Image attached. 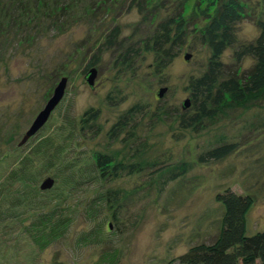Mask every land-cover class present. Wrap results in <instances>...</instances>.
<instances>
[{"label": "rangeland", "instance_id": "1", "mask_svg": "<svg viewBox=\"0 0 264 264\" xmlns=\"http://www.w3.org/2000/svg\"><path fill=\"white\" fill-rule=\"evenodd\" d=\"M138 1L0 0V264H98L114 252L115 261L108 264H180L179 256L218 236L224 209L216 197L227 189L254 197L247 234L264 229V95L243 103L229 99L217 115L182 127L181 117L193 108L190 79L207 69L211 50L195 32L167 67L151 50L124 61V49H99L117 27L122 31L118 43L124 39L125 47L137 43L131 41L135 36L145 37L151 26L140 8L149 0L141 7ZM207 1L156 0L160 8L155 9L163 17L184 8L192 32L209 22L197 12ZM248 3L253 13L237 28L239 44L259 35L256 21L264 0ZM237 46L225 52L223 62L243 72L254 58L237 60ZM92 69L97 72L95 87L87 80ZM63 78L67 83L60 103L40 131L21 145ZM162 89L167 91L160 97ZM91 108L99 110L98 132L86 134L82 119ZM123 116L127 123L121 128ZM45 136L62 145L63 154H49L45 161L32 155L27 178L16 180L13 169ZM227 143L238 148L222 160L201 161L202 155ZM96 152L142 169L74 186L64 179L72 168L66 167L62 178L53 176L80 156L76 173L82 175ZM159 161L168 168L156 171ZM48 178L54 183L43 190ZM111 191L123 194L119 209H114ZM55 209L71 218L70 226L41 248L32 225ZM92 210L95 220L89 217ZM99 222L101 241L90 240Z\"/></svg>", "mask_w": 264, "mask_h": 264}, {"label": "trees", "instance_id": "2", "mask_svg": "<svg viewBox=\"0 0 264 264\" xmlns=\"http://www.w3.org/2000/svg\"><path fill=\"white\" fill-rule=\"evenodd\" d=\"M143 1L139 0L137 3L140 6L137 3L136 5L141 7L144 4ZM133 3L135 2L131 3L130 8ZM263 6L264 4L259 5L260 13L264 8ZM155 8H160L156 0H149L144 9L140 8L144 18L149 20L151 29H146L145 37L141 33L137 38L134 37L135 40H131L136 41V44L130 42L132 44L125 47L122 43L125 41L124 39V41L118 43L122 31L121 28L117 27L104 38L99 49L103 46L110 49L116 48V50L124 49V53L122 52L124 61L130 60V57L134 54H140L143 49L146 51L151 50L156 52L160 64L167 67L180 54L182 47L186 45L189 38L194 36L193 33L195 32V38L211 50V57L207 69L201 75H193L190 79V101L193 103V108L181 117L180 125L182 127L191 128L204 119L217 115L220 107L227 104L229 99L243 103L250 97L264 95V11L261 15L259 13L256 21L259 35L249 43L239 44L237 28L244 19L253 13L248 0H208L205 7L198 5L197 12L204 13L209 22L201 25L199 30H197L198 27H194L192 32L191 25H188L189 23L186 22L184 17V8L177 7L172 11L169 10L163 17L158 16ZM150 9L153 10L150 11ZM211 9H214V13L211 12ZM97 12L96 9L94 15ZM113 35L116 40L111 41L110 38ZM233 46L238 47L235 51L237 60L241 61L248 56L254 58V64L249 69L236 72L231 68H227L223 62V56ZM95 63H97V60L89 65L92 66ZM98 117V109L91 108L84 113L82 123L83 128L87 129L85 130L87 131L86 134L88 132L93 134L98 132L95 130L98 127L96 125ZM126 118L127 116H123L120 119L119 125H121V128L126 125ZM113 134H117V131L114 130ZM61 146L55 140L53 141L46 136L40 139L32 147L31 152L22 158L19 166L13 169V173H16L14 175L15 179L21 182L25 181L30 172L28 171V163L31 162L32 155H35V159L40 158L39 161H45L49 154L55 152L58 153L56 157H59L64 151ZM237 148L236 143L222 144L202 155L200 159L201 161L222 160L235 152ZM91 158L93 161L87 164L84 170L82 169V175L80 176L76 173V169H79L77 164L83 162L81 156L67 162L65 159L66 163L62 164L53 176L62 178L61 174L65 168H72L70 170L72 174L64 179L68 185L74 186L86 184L89 180L96 179L98 176L103 177L105 180H112L117 179L123 172L136 173L142 169L138 166V163L117 161L109 153L96 152ZM161 163L156 171H161L164 167H166L165 169L168 168V165ZM75 173L77 176H73ZM110 193H112L110 194V200L112 198L113 201L116 200L114 203L116 208L114 209H119L118 206L121 204L119 201L123 194L121 195L118 191H111ZM216 199L224 209L218 236L212 243H201L179 256L180 264H264V229L252 235L247 234V216L252 209L254 197L250 194H241L227 189L218 193ZM55 212L58 211L55 209L53 212L42 214L32 225L31 234L41 248L61 238L70 226L71 218L69 216L66 217ZM89 217L92 220L96 219L94 210L89 213ZM102 225L99 222L97 227L90 232V240L101 241L100 237L104 233ZM116 255V252H114L110 256V260L105 257L98 264L111 263V261H115Z\"/></svg>", "mask_w": 264, "mask_h": 264}, {"label": "water", "instance_id": "3", "mask_svg": "<svg viewBox=\"0 0 264 264\" xmlns=\"http://www.w3.org/2000/svg\"><path fill=\"white\" fill-rule=\"evenodd\" d=\"M192 56L190 54H186V60H190ZM97 78V72L95 69L87 75V80L90 86L95 87V81ZM63 83H60L59 86L56 88L54 96L48 101L45 108L39 113V115L34 120L32 126L30 127L29 131L25 135L21 145L24 144L30 137L34 136L40 129L47 123L49 120L52 111L56 108V106L60 103L61 99L64 96L67 78H63ZM166 89H162L159 93V96L162 97L166 92ZM190 102L189 100L184 103V108L189 107ZM54 180L52 178H48L42 185V189H49L52 187Z\"/></svg>", "mask_w": 264, "mask_h": 264}]
</instances>
